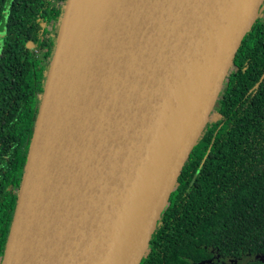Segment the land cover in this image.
Listing matches in <instances>:
<instances>
[{
    "label": "water",
    "instance_id": "water-1",
    "mask_svg": "<svg viewBox=\"0 0 264 264\" xmlns=\"http://www.w3.org/2000/svg\"><path fill=\"white\" fill-rule=\"evenodd\" d=\"M81 1L65 6L2 264L9 263L23 212L64 20ZM98 1L88 0L93 8L87 16ZM263 4L120 1L72 131L75 141L48 188L45 219L33 224L20 264H141Z\"/></svg>",
    "mask_w": 264,
    "mask_h": 264
},
{
    "label": "trees",
    "instance_id": "trees-1",
    "mask_svg": "<svg viewBox=\"0 0 264 264\" xmlns=\"http://www.w3.org/2000/svg\"><path fill=\"white\" fill-rule=\"evenodd\" d=\"M67 2L0 0V264ZM263 12L141 264H264Z\"/></svg>",
    "mask_w": 264,
    "mask_h": 264
},
{
    "label": "bare ground",
    "instance_id": "bare-ground-1",
    "mask_svg": "<svg viewBox=\"0 0 264 264\" xmlns=\"http://www.w3.org/2000/svg\"><path fill=\"white\" fill-rule=\"evenodd\" d=\"M120 1L99 0L98 7L88 17L71 9L40 119L27 177L24 208L16 225L8 264L23 261L26 244L33 234V224L45 219L48 188L60 169L68 146L75 141L72 131L77 126L89 83L94 78L107 41L106 32L112 25L109 18H113L111 16ZM68 13L69 10L66 16ZM36 203L38 208H35ZM38 210L39 216L35 219L34 214Z\"/></svg>",
    "mask_w": 264,
    "mask_h": 264
},
{
    "label": "rangeland",
    "instance_id": "rangeland-1",
    "mask_svg": "<svg viewBox=\"0 0 264 264\" xmlns=\"http://www.w3.org/2000/svg\"><path fill=\"white\" fill-rule=\"evenodd\" d=\"M76 7V11L77 13H84L85 15H88L91 11V9L93 8V3L91 4V2H88V0H84V1H81L80 3H77V6ZM71 9H69V13L68 15L65 17V21H64V24H63V29H62V36H61V39L63 37V33H64V28L66 26V22L68 21L69 17H70V14H71ZM262 16L264 17V12L262 14ZM88 17V16H87ZM219 115L216 113V110L213 112V115L211 117V122H215L216 120L219 119Z\"/></svg>",
    "mask_w": 264,
    "mask_h": 264
}]
</instances>
